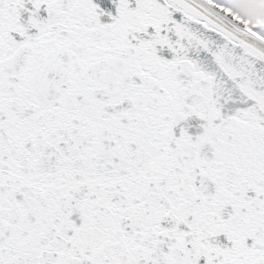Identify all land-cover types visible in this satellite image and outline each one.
Masks as SVG:
<instances>
[{
    "label": "snow or ice",
    "instance_id": "6c2138e0",
    "mask_svg": "<svg viewBox=\"0 0 264 264\" xmlns=\"http://www.w3.org/2000/svg\"><path fill=\"white\" fill-rule=\"evenodd\" d=\"M0 264H264V0H0Z\"/></svg>",
    "mask_w": 264,
    "mask_h": 264
}]
</instances>
